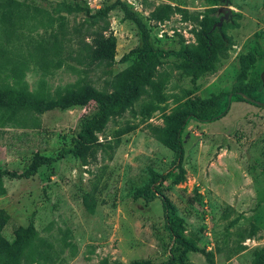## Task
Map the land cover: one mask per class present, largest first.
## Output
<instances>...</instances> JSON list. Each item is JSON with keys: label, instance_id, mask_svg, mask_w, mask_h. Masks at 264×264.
Segmentation results:
<instances>
[{"label": "rangeland", "instance_id": "obj_1", "mask_svg": "<svg viewBox=\"0 0 264 264\" xmlns=\"http://www.w3.org/2000/svg\"><path fill=\"white\" fill-rule=\"evenodd\" d=\"M13 1L26 6L9 23L0 22V76L4 78L12 61H26L24 81L29 90H36L43 80L45 94L54 100L85 85L111 90L137 60L132 54L122 61L141 40L137 25L125 18L116 1L145 24L153 47L167 50L195 47L193 31L202 30L206 14L214 10L218 17L227 14L218 12L225 0ZM165 4L182 11L164 22L152 20L151 12ZM109 6L113 8L105 20L91 25L87 10L94 13ZM227 7L229 17L221 30L231 45L219 54L215 71L192 83L182 59H161L153 79L163 84L147 87L145 95L96 133L100 144L94 159L67 155L41 166L29 178H2L0 210L9 215L2 231L7 240H13L16 227L33 223L40 240L35 246L46 257L40 259L43 264H160L171 254L178 258L176 264H255L263 256L264 106L233 102L220 120L191 121L182 134L185 181L175 183L167 177L158 189L198 251L176 250L165 230L159 199L136 198L173 167L165 138L176 114L199 98L248 90L251 80L264 71L259 58L264 55V0H228ZM44 12L56 20L63 17V29L58 21L44 28L40 24ZM104 25L105 35L116 39V62L88 70L74 60L78 42L89 41L88 33ZM40 41L47 45L56 41L63 58L61 68L45 76L30 58ZM249 59H254L251 64ZM96 111L93 101L40 114L19 111L14 121L0 125V171L21 174L35 155L55 158L61 150H70L82 121ZM126 129L129 132L119 135ZM21 264L32 263L22 258Z\"/></svg>", "mask_w": 264, "mask_h": 264}, {"label": "trees", "instance_id": "obj_2", "mask_svg": "<svg viewBox=\"0 0 264 264\" xmlns=\"http://www.w3.org/2000/svg\"><path fill=\"white\" fill-rule=\"evenodd\" d=\"M115 5L120 6L126 19L132 20L140 32L141 45L123 56L122 61H127L132 54L137 55V60L129 69L121 73L119 78L112 84L111 90L99 91L89 85H85L77 90H69L67 94L58 99H50L44 92V81L40 80L38 88L30 91L24 81V73L27 68L26 61L11 62L7 74L0 76V125L15 120L19 111H29L33 113H43L53 109H68L73 106H85L93 101L97 104L95 114L82 121L80 131L76 138L72 139L73 147L64 151L61 150L57 157L48 158L35 155L31 166L21 174L0 171V183L6 175L9 177L29 178L36 174L37 170L44 165L72 155L81 161L94 159L99 147L96 133H99L106 126L110 118L119 116L126 109L131 107L141 96L147 93V87L160 88L162 82L155 81L154 75L157 67L161 64V59L169 57L182 59L185 74L195 83L202 75L215 71L219 54L230 47V39L221 30L226 22L219 25L221 17L216 15V11L206 14L202 24V30L193 31L196 38L195 47H182L175 49L155 48L150 43V34L145 24L139 17L131 12L129 7L123 2L116 1ZM26 5L13 0L0 1V22L9 23L11 18L19 14ZM113 6L98 9L91 13L87 10V17L91 19V25L97 21H103L107 17ZM36 11H39L36 9ZM180 8L165 4L157 6L151 12L152 20L156 22L167 21L173 14L181 12ZM45 13V12H44ZM41 19L40 24L50 29L58 21L59 27L63 29L64 18L53 19L48 13ZM235 23L230 24L233 26ZM106 25L98 31L88 33L86 39L78 42V52L74 60L80 66L88 70L105 65L112 66L116 62V39L113 35H105ZM34 64L37 65L45 76L51 70H57L63 65L61 57V45L56 41L47 45L44 41L37 44V52L30 55ZM260 59L264 60V55L260 53ZM254 59H249L251 64ZM5 65V64H4ZM251 88L235 89L230 92L213 95L209 99H197L184 112L176 114L171 121V128L166 133L165 142L174 156L173 167L166 175L158 176L153 186L140 191L136 198L143 199L145 202H152L159 199L163 211L165 230L172 242L177 246V251L181 254L187 251L196 252L194 247L184 236L185 227L181 219L175 216L171 202L159 194L158 187L167 177H172L175 183L185 181L184 147L182 134L189 122L212 123L220 120L227 115L230 105L233 102H246L256 107L264 106L256 102L264 103V71L258 80H251ZM159 95V91L157 93ZM158 109L154 107L153 110ZM130 129L121 131L119 135L129 132ZM89 210H92L89 207ZM9 222V215L4 210H0V264H21V259L26 258L32 264H43L40 259H46L35 246L40 240L33 223L27 226H18L13 231V240H7L2 231ZM36 257V258H35ZM178 260L174 254L169 259L160 264H176ZM132 264H152L148 261H136ZM255 264H264L263 256Z\"/></svg>", "mask_w": 264, "mask_h": 264}, {"label": "water", "instance_id": "obj_3", "mask_svg": "<svg viewBox=\"0 0 264 264\" xmlns=\"http://www.w3.org/2000/svg\"><path fill=\"white\" fill-rule=\"evenodd\" d=\"M227 5H228V0H225V6H223V7H221L220 9H219V11L218 12H220V13H222V12H227V14L225 15V19H227L228 17H229V9H228V7H227ZM222 22H223V19H221L220 21H219V25H221L222 24ZM257 104H259V105H264V103H260V102H256Z\"/></svg>", "mask_w": 264, "mask_h": 264}, {"label": "flooded vegetation", "instance_id": "obj_4", "mask_svg": "<svg viewBox=\"0 0 264 264\" xmlns=\"http://www.w3.org/2000/svg\"><path fill=\"white\" fill-rule=\"evenodd\" d=\"M221 19H223V22H224V19H225V18H224V17H221L220 20H221ZM220 26H221V25H220Z\"/></svg>", "mask_w": 264, "mask_h": 264}, {"label": "built area", "instance_id": "obj_5", "mask_svg": "<svg viewBox=\"0 0 264 264\" xmlns=\"http://www.w3.org/2000/svg\"><path fill=\"white\" fill-rule=\"evenodd\" d=\"M263 30H264V25H263Z\"/></svg>", "mask_w": 264, "mask_h": 264}]
</instances>
